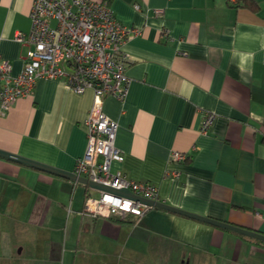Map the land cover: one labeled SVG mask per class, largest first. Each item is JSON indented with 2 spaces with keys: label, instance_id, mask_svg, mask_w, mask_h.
Instances as JSON below:
<instances>
[{
  "label": "crops",
  "instance_id": "0c3cea01",
  "mask_svg": "<svg viewBox=\"0 0 264 264\" xmlns=\"http://www.w3.org/2000/svg\"><path fill=\"white\" fill-rule=\"evenodd\" d=\"M107 1L140 29L124 46L127 97L103 100L125 156L112 170L156 185L166 204L264 233V0ZM31 7L0 0L13 75ZM94 101L92 89L39 79L8 112L0 103V149L74 172ZM206 110L217 118L201 133ZM173 151L188 159L172 162ZM88 194L100 190L0 157V264H264V241L158 207L138 220L93 218L81 214Z\"/></svg>",
  "mask_w": 264,
  "mask_h": 264
},
{
  "label": "built area",
  "instance_id": "2783aa9c",
  "mask_svg": "<svg viewBox=\"0 0 264 264\" xmlns=\"http://www.w3.org/2000/svg\"><path fill=\"white\" fill-rule=\"evenodd\" d=\"M135 8L139 9L140 5L135 4ZM30 18V31L16 35L18 41L28 45L22 72L13 75L9 61L0 53L2 112H8L19 98L31 95L41 78H62L79 94L92 89L95 101L85 121L87 147L74 172L95 182L160 201L156 185L130 179L121 171L112 170V164L122 162L125 156L116 144L118 123L105 113L103 106L105 97L123 100L129 93L130 58L124 46L132 36L140 33V29L120 22L107 0H32ZM216 118V112L206 110L201 133H208ZM187 159L186 153L172 152V162ZM170 174L180 175L179 171ZM154 207L100 190L99 196L87 195L81 214L93 218L132 216L138 220Z\"/></svg>",
  "mask_w": 264,
  "mask_h": 264
},
{
  "label": "water",
  "instance_id": "95a60500",
  "mask_svg": "<svg viewBox=\"0 0 264 264\" xmlns=\"http://www.w3.org/2000/svg\"><path fill=\"white\" fill-rule=\"evenodd\" d=\"M0 157L6 158V159H9V160L21 163V164L29 165L31 167H35V168L41 169L43 171H47V172L55 174V175H60L63 177H67V178H70V179H73L76 181L86 183V184L90 185L91 187L98 189V190H102V191H106V192H113V193H116L119 195L128 196V197L134 198V199L139 200L143 203H146V204L158 207V208H162V209H166V210L173 211L176 213H180V214H183V215L195 218V219H199V220L211 223L213 225H217V226L223 227L225 229H229V230L238 232L240 234H243V235H246V236L261 240V241H264V233L254 231L251 229H247L244 227H239V226L233 225L231 223H227V222L220 221L217 219H213L210 217H206L203 215H199V214H196V213H193V212H190V211L180 209L178 207H174L172 205L166 204L162 201L149 200V199H146L144 197H141L139 195L134 194L133 192H131L128 189L113 188V187L108 186L106 184L95 182V181H93L87 177L80 176L73 171H67V170H64V169H61L58 167H54V166H51V165L30 159V158H27V157H24L21 155H18V154H14V153L4 151L1 149H0Z\"/></svg>",
  "mask_w": 264,
  "mask_h": 264
},
{
  "label": "trees",
  "instance_id": "16d2710c",
  "mask_svg": "<svg viewBox=\"0 0 264 264\" xmlns=\"http://www.w3.org/2000/svg\"><path fill=\"white\" fill-rule=\"evenodd\" d=\"M238 1H240V3H245V4H247V3H250V4H252L253 3V0H238ZM257 242H259V243H263V242H261L260 240L258 241V240H256ZM264 244V243H263Z\"/></svg>",
  "mask_w": 264,
  "mask_h": 264
},
{
  "label": "snow or ice",
  "instance_id": "6c2138e0",
  "mask_svg": "<svg viewBox=\"0 0 264 264\" xmlns=\"http://www.w3.org/2000/svg\"><path fill=\"white\" fill-rule=\"evenodd\" d=\"M125 207H127V205H125Z\"/></svg>",
  "mask_w": 264,
  "mask_h": 264
}]
</instances>
